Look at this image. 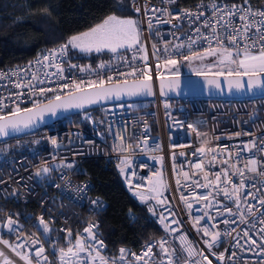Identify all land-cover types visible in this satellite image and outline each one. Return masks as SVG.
I'll use <instances>...</instances> for the list:
<instances>
[{
    "label": "built area",
    "instance_id": "built-area-1",
    "mask_svg": "<svg viewBox=\"0 0 264 264\" xmlns=\"http://www.w3.org/2000/svg\"><path fill=\"white\" fill-rule=\"evenodd\" d=\"M141 8L138 15V23L141 28V42L147 54V61L139 58L134 62V66L141 69L135 77H127V79L143 78L144 65H148V75L152 77L154 82L157 78L165 77L173 74V68L165 65L164 60L168 58H178L171 56L169 53L174 52L173 45L183 43L180 51L187 53L189 51V38L196 39V29L201 33L209 34L210 29L205 28V20H209L212 13L213 4L223 7H231L233 4L242 5L244 0H198L189 5H183L179 0H137ZM249 4L253 10H264V3L253 4L249 0ZM165 8L172 13V16H179L180 19H173L166 13H156L157 17L165 21L171 20L170 23H158L153 19V27L151 31L148 28V18L152 16L150 9ZM185 10L193 13L192 16L184 15ZM147 12V15L145 14ZM203 15H198L199 13ZM198 17V18H197ZM255 17L256 21L261 20ZM215 22L214 20L212 21ZM235 27L241 26L239 16L233 19ZM256 33V27H253L249 33L250 36ZM225 43H227L225 41ZM243 43V41H241ZM251 43V41H249ZM59 43L53 47L38 52L31 59L16 65H8L0 67V74H4L0 78V99L7 107L0 108V115L6 114L14 110L19 105L21 109L33 106L34 100H44L47 96L59 93L58 84L70 82V79L84 77L86 74L79 71V67L91 65L93 69L102 61L108 63L111 61V55L94 60L75 59L68 54L65 62L61 65L65 69L63 75L66 80H61L59 76H50L48 74L55 73V67H43L37 65L36 60L47 54L49 50L58 49ZM153 45L157 50V55L153 54ZM169 49V53L165 52V48ZM209 45L206 41L200 40L196 44L191 45L192 50L203 52ZM121 55L127 57L131 62L132 51H122ZM144 53H139V56ZM180 62H183L181 59ZM179 62V63H180ZM43 62L42 64H46ZM75 64L78 67L70 69L69 65ZM117 67L113 64V68ZM120 72L131 71V68L119 66ZM15 73V74H13ZM35 74L39 79H43L41 85L38 81H33L36 87L52 88L53 92H46L43 97L37 92L33 95L28 88H16V83H27ZM191 74V73H187ZM113 75L114 80H123L117 72L105 74ZM96 78V77H93ZM22 93L20 100L16 101V94ZM14 101H16L14 103ZM151 107H119L108 109L106 106L91 108L90 110L80 111L76 114H70L53 124L45 125V127L35 130L33 133L23 134V136L11 138L10 140L0 141V200H6L10 203L22 205L27 208L24 212H18L10 208L0 212V223H3L7 216L11 214L12 218L18 222L16 231H9L7 228L0 227V238L9 240L12 243L27 244L28 247L23 251L25 253L32 249V240L39 239L43 244L49 264H60L59 249L67 248L69 242L75 244L77 235L87 239L88 234L84 232L90 224L98 225L93 231L97 233V238L102 240L99 233V216L107 205L106 199L97 193H92V184L90 177L83 165L88 159H99L103 167H113L117 175L121 177V181L127 193L132 197L139 198L135 193L141 192L149 197L147 201H143L146 211L160 223V216L163 214L167 219L166 223L172 219L181 221L177 227V233H168L153 238L143 244L138 249H129L127 246H119L114 252H107L105 248L101 250V255L107 258L108 264L116 259V264H167L166 259H162V253L159 241L164 239L168 241L167 247L169 253L175 250V255L179 256V264H185L187 251L183 246L191 243L197 251H203L205 255L213 262V264H264V255L261 250L251 243V240L260 242V229L264 228L261 220H264V205L259 200H264V175L248 172L245 168L246 161L251 157L257 160H264V154L252 149L251 151L244 149V144L250 143L254 138L264 136V95L249 97H198V96H181L180 98H165L155 95L152 99ZM167 105V108L165 107ZM87 114L89 119L85 118ZM74 115H80L78 122L72 120ZM203 121L201 132L206 136L192 133L195 147H184L186 139L173 127L176 120L181 119ZM184 129L192 132L188 124H184ZM240 133V135H236ZM245 133H249L246 135ZM55 139L54 145L51 141ZM208 139L209 147H218L219 158L212 162V154H205L202 159L205 164L203 171L190 167L191 164L199 162L196 157L191 155L182 156L181 153H191L195 148L201 146V141ZM147 144H144V141ZM259 144L260 140L257 139ZM139 145V146H137ZM120 146L127 148V151L114 150ZM175 156V159H173ZM127 158L129 165H120V160ZM236 168L244 170L245 187L238 194L241 199L240 208L243 211V219L241 222L240 212L236 210L235 200L237 194L232 193L233 184L239 186L242 177L239 174L231 175L232 183L220 187H227L231 193V199H225L222 191L217 195V189L210 187L205 189L199 187L207 183L203 177L205 172L208 179L215 183L217 173L223 178V170L227 169L230 174L235 169L230 167L224 161H229ZM72 164L73 168L58 165ZM119 165V166H118ZM49 166L53 170L42 176H37V170ZM124 168L121 173L120 168ZM183 172H188L190 178L185 179ZM156 173H163V187H160L159 199L166 201L158 204L154 192H150L149 188L153 185L159 187L158 182L161 181ZM134 174V175H133ZM127 176V179H126ZM131 181L129 184L128 181ZM177 180L180 181L179 186ZM84 185H88L86 191H79ZM136 185H140L136 188ZM248 193L254 194L257 199H252ZM192 203V209L187 208L186 204L181 200V195ZM207 195L211 206H206V201L198 199V195ZM247 196L248 204L254 206L253 213L247 211L248 204L243 203L244 197ZM215 197V199H213ZM99 200L102 207L97 208L92 201ZM217 201L219 203H217ZM227 205L233 209V215L228 216L217 215V209ZM149 207H153L155 215L149 212ZM170 213H174L172 216ZM208 213L214 220L207 221L205 217L201 221L204 225L215 223L216 227L212 231H219V242L214 245L212 250H208L201 237L203 232H197L193 222L195 217H204ZM43 217L49 224L51 229L47 235H42V228L38 230L39 218ZM224 219L234 220L235 223L225 225ZM161 224V223H160ZM162 225V224H161ZM254 225V226H253ZM163 226V225H162ZM164 228V226H163ZM70 230L71 236L68 235ZM165 230V229H164ZM247 231L249 236H245ZM228 233V234H226ZM186 236L185 240H181L180 236ZM20 239L17 240V236ZM210 239V237H204ZM104 242V241H103ZM153 244V253L145 256L147 244ZM39 247V245H36ZM99 247V246H97ZM124 248L127 254L124 261L119 260V249ZM56 254L53 255V251ZM0 250H4L7 255L17 261V264H24L14 253L5 249L0 245ZM20 251V249H18ZM135 253L142 259L137 261L132 255ZM215 253V255H213ZM223 254L225 259L220 261L217 257ZM33 264H36L34 251L31 253ZM81 253V256H84ZM95 255V253H93ZM196 259H201L197 256ZM41 264H44L41 261ZM99 264V260L96 261ZM201 264L203 261L201 260Z\"/></svg>",
    "mask_w": 264,
    "mask_h": 264
},
{
    "label": "snow or ice",
    "instance_id": "snow-or-ice-1",
    "mask_svg": "<svg viewBox=\"0 0 264 264\" xmlns=\"http://www.w3.org/2000/svg\"><path fill=\"white\" fill-rule=\"evenodd\" d=\"M129 4L134 12H141V8L139 7L137 0H127V3L125 0H117L116 7L120 11H127ZM44 11L46 12L47 9H44ZM150 11L152 12V16H149L148 18L149 31H151L153 27V19H155L158 23L171 22V20L165 21L160 17H157L156 13H166L173 19H180L179 16H172V13L165 8H153L150 9ZM212 13V17L209 20H205L203 25L205 28L210 29V33L206 35L201 33L199 29H196L197 37L196 39L189 38V51L187 53L180 51L183 47H185L183 43L173 45L175 51L171 53H169V49L166 46L165 52L178 58L165 59V65L173 66V75H178L179 70L175 66L180 62L181 59L189 63H191L193 60H199L201 62L208 60V68L216 66L221 68V70L217 71L214 75L217 78L224 77L230 89L232 87L237 89L245 87L243 80L244 77L248 78L247 87L249 90H252L254 87L264 89V10H253L249 4V0H244L242 5L233 4L231 7L226 5L220 7L213 4ZM145 14L147 15V12ZM184 15L192 16L193 13L185 10ZM198 15H203V13L201 12ZM236 16H239V20L241 21L240 27H235L233 25V19ZM257 16L262 19L256 21L255 17ZM213 20L215 21L214 23L212 22ZM253 27H256V33L250 36L249 33ZM141 31L142 30L139 27L137 20L131 17L117 16L113 13L107 15L100 23L95 24L86 31L70 35L58 49L49 50L47 54H42V57H39L36 60V64L48 68L55 67L57 71L48 75L59 76L61 80L68 79L63 75L65 69L62 68L61 65L68 57L69 50H75L81 54L107 52L111 54V61L108 63L102 61L96 66L95 69H93L91 65L79 67V71L86 74L88 77L87 79L84 77L70 79V82L58 84V89L60 90L59 93L47 98L46 102L34 100L33 107L24 109H21L17 104L13 111L0 115V138L19 134L25 129L32 128L36 124L37 119L42 118L45 112H51L52 114H55V109L57 108H84L86 105L95 104L113 97L119 100L122 95H152V86L150 83L152 77L147 74V64L144 65V75L142 79H133L131 83H129L127 79L129 76L135 77L137 73L141 71L140 68L134 66V62L137 60V58L143 61H147L148 59L145 47L140 44ZM200 40L206 41L209 47L204 49L203 52L192 50L191 45L196 44ZM225 41L227 43H225ZM241 41H243V43H241ZM249 41H251V43H249ZM122 51L133 52L131 62L127 57L121 55ZM139 53H144V55L139 56ZM153 54H158L155 45H153ZM42 61L47 63L42 64ZM113 64L117 65L115 69L113 68ZM121 65L125 68H131V71L120 72L119 66ZM77 67L78 66L75 64L69 65L70 69H75ZM114 71L117 72L119 76L125 78L123 80H114L113 75H107L105 78L106 73ZM196 74L206 75L207 73L197 71ZM3 75L4 74H0V78H3ZM33 81H38V83L41 85L44 83L43 79H39L35 74H33L27 83H16L14 86L18 89L28 88L33 95L38 92L41 97H43L46 92L54 91L52 88L36 87V85L33 84ZM174 83H178V81ZM209 83H215L217 87L220 86L219 80L209 81ZM163 87L164 85L162 83V90ZM161 94L164 95L165 93L162 91ZM21 95L22 93L16 94V101L20 100ZM16 101H14V103ZM4 107H7V105L4 104L3 99H0V108ZM165 107L167 108V105H165ZM85 118L89 119L90 117L85 114ZM184 124H188L189 128L191 129L194 128L195 132L200 133L201 136H206V134L200 130L203 121L189 120L185 118L176 120L173 123V127L176 129V131L186 139V143L182 144L181 146L195 147V141L192 137L193 130L192 132L187 131L184 129ZM245 134L248 135L249 133ZM236 135H240V133H237ZM257 139L260 140L259 144L256 143ZM51 142L54 145L56 144L55 139H53ZM209 143L210 141L208 139H204L201 141V146L199 148H195V151L191 153H181L182 156L191 155L199 160V162L195 164L190 163V167L203 171L205 164L202 157L205 154L216 153L215 155L211 156V161H209V163H212L219 158L218 147H209ZM144 144H147L146 140L144 141ZM244 149L249 151L255 149L256 151L264 154V136L256 137L250 143L244 144ZM114 150L127 151L128 149L117 146L114 148ZM173 159H175V156H173ZM224 163H227L230 167L234 168L235 172L230 174L227 169H224L223 178L221 177L220 173H217L215 176V183L208 179V174L205 172V176L203 178L208 182L203 185H199L197 181H194V183H197L199 187H203L205 189L214 187L218 190L217 195H219V192L222 191L225 199H231L232 194L229 193L227 187L221 188L220 185L221 183L223 185L232 183L231 175L239 174L242 177L241 183L239 186L233 184L232 193L237 194V198L235 200L236 210L240 212L241 222H245L243 219V211L240 208L241 199L238 195L245 187V181L243 179L244 170L236 168L235 165L230 163V160L224 161ZM120 165L130 166V161L127 158H123L120 160ZM59 166L73 168L72 164L58 165V167ZM245 168L248 172L264 175V160H257L250 157L246 161ZM52 170L53 169L51 167L44 166L43 168L37 170L36 175L42 176ZM120 170L121 173H124L123 167H121ZM156 175L159 176L160 173H156ZM183 175L185 179L190 178L188 172H183ZM128 182L131 184L130 180ZM0 183H2V181H0ZM158 184L159 187L153 185L149 188V191L155 193V196H153L152 199H156L158 204H163L166 201L159 199L161 195L160 187H163V181H159ZM179 184L180 181L177 180V185L179 186ZM88 187V185H84L83 188L79 189V191H86ZM135 187L139 188L140 185H136ZM135 194L139 196L141 201H147L149 199V197L145 196L141 192H136ZM247 195L251 196L252 199H257V197L252 193H248ZM197 198L206 201V206H211V202L209 201V197L207 195L201 194L198 195ZM213 199H215V197H213ZM181 200L186 204L187 208L192 209V203L188 202L183 194L181 195ZM92 203L97 208L102 207V204L99 200L92 201ZM217 203L219 202L217 201ZM243 203L248 204L247 196L244 197ZM259 203L264 205V200H259ZM148 210L149 212L153 213V215H155L153 207H149ZM247 211L250 214L253 213L254 206L248 204ZM225 213H227L228 216H232L233 209L227 205H223L222 208L217 209V215L222 216ZM170 215L174 216L175 214L170 213ZM205 217L207 218V221L215 219L208 213H205L204 217H195L192 226L196 228L198 233L201 231L203 232L201 239L203 240L205 247L208 250H212L214 245L219 242L221 234L219 231L211 230L216 227L215 223L211 225H207V222L204 225L201 224V221L204 220ZM166 219L167 218L161 214L160 223L164 226L165 231L170 234L177 233L178 228L172 227V225L179 226L181 221L172 219L166 223ZM222 222L225 225L235 223L234 220L230 219H224ZM261 223L264 224V220H261ZM0 227L7 228L11 232L16 231L19 225L18 222L12 218L11 214H9L5 221L0 223ZM36 227L38 230L42 228V235H47L51 231L49 224L44 220L43 217L39 218V225ZM94 228H98V225L90 224L84 229V232L88 234L87 239L82 238L78 234L75 244L69 242V246L66 249H59L60 264H96L97 260H99V264H108L107 258L101 255V250L105 248L104 242L97 238V233L93 231ZM62 231H68V235L71 236L70 230ZM259 231L262 234L260 242L257 243V241L253 239L251 240V243L261 250V255H264V228H261ZM244 235L249 236V233L245 231ZM204 237H210V239H204ZM19 239L20 236L18 235L17 240ZM180 239L183 241L186 239V236L181 234ZM31 243L33 246L32 249L25 253L23 250L28 247L26 243L14 244L9 240L0 238V245H3L5 249H8L10 252L14 253L20 261L24 262V264H33L31 255L33 251L35 254L36 264H41V261H43L44 264H49L47 256L44 255V246L40 243L39 239H33ZM36 245H39V247H36ZM167 245L168 241L164 239L159 241L162 259H166L167 264H179V256L175 255L174 249L172 253H169V248ZM183 248L187 251L188 257L185 260V264H201V260L203 261V264H213V262L208 258L207 255L204 254L202 250L197 251L195 246L191 243L183 246ZM18 249H20V251H18ZM81 253H84L85 255L81 256ZM93 253H95V255H93ZM119 253V260L123 262L127 254V250L120 248ZM152 253L153 244L149 243L146 245V251L144 252V255L148 256ZM55 254L56 251L54 249L53 255ZM132 255L137 261L142 259L141 256H137L135 253ZM213 255H215V253H213ZM197 256L201 257V259H196L195 257ZM217 259L223 261L225 257L223 254H220ZM0 264H17V261L12 259L11 256L7 255L4 250H0ZM111 264H116L115 258L112 260ZM144 264H148V262L144 261ZM258 264H262V262H258Z\"/></svg>",
    "mask_w": 264,
    "mask_h": 264
},
{
    "label": "trees",
    "instance_id": "trees-1",
    "mask_svg": "<svg viewBox=\"0 0 264 264\" xmlns=\"http://www.w3.org/2000/svg\"><path fill=\"white\" fill-rule=\"evenodd\" d=\"M179 1L189 5L198 0ZM250 1L253 4L264 3V0ZM116 4L117 0H0V67L20 64L44 49L64 43L70 35L86 31L107 15L120 12ZM126 12L134 13L130 10V4ZM69 54L83 61L111 55L107 52L81 54L75 50H69ZM203 62L183 61L175 67L179 70L178 75L187 74L183 67ZM214 73L216 71L207 74ZM50 97L52 95L44 100ZM142 105V108L152 106L149 100L142 102ZM83 165L91 180V192L107 201L106 208L99 216V233L107 252L112 253L123 245L138 249L153 238L164 235L163 226L146 211L140 198L127 193L113 167L105 168L101 160L94 158L85 160ZM6 208L18 212L27 210L22 205L0 200V212Z\"/></svg>",
    "mask_w": 264,
    "mask_h": 264
},
{
    "label": "water",
    "instance_id": "water-1",
    "mask_svg": "<svg viewBox=\"0 0 264 264\" xmlns=\"http://www.w3.org/2000/svg\"><path fill=\"white\" fill-rule=\"evenodd\" d=\"M215 74V73H214ZM214 74L206 75H197L196 73L191 74H180V75H169L165 77L157 78L156 81L151 83L152 86V95H137V96H126L122 95L119 100L115 97L107 100L100 101L95 104L86 105L84 108H57L55 109V114L51 112H45L42 118H38L36 124L30 128L25 129L19 134H15L9 137L0 138L2 140H10L11 138L23 136V134L33 133L35 130L45 127V125L56 123V121L70 115L76 114L80 111L90 110L91 108H97L101 106H108L113 104H124L126 102H145L152 99L155 95H160L165 98H180L181 96H198V97H249V96H261L264 95V89L259 87H254L252 90H249L247 87V77H244L245 87L237 89L232 87L231 89L228 86L227 81L224 77H216ZM142 79V78H135ZM232 79V78H229ZM219 80L220 86L217 87L215 83H209V81ZM129 83L133 79L128 80ZM178 81V83H174ZM163 83V90L161 89V84ZM162 91L165 93L162 95ZM46 102V100H44ZM33 107V106H32ZM31 108V107H29ZM24 109V108H23Z\"/></svg>",
    "mask_w": 264,
    "mask_h": 264
},
{
    "label": "rangeland",
    "instance_id": "rangeland-1",
    "mask_svg": "<svg viewBox=\"0 0 264 264\" xmlns=\"http://www.w3.org/2000/svg\"><path fill=\"white\" fill-rule=\"evenodd\" d=\"M113 14V13H112ZM114 14H116L117 16H121V17H131L135 20L138 21V15L135 14V13H128L126 11H120V12H115ZM141 39V37H140ZM141 42V40H140ZM209 63L208 60H206L205 62H203L202 64H198V65H191V66H187V67H183V71L185 73H197V71H202V72H205V73H211L212 71H220L221 68L219 66H216V67H212V68H208L207 67V64ZM173 68V67H172ZM174 70V69H173ZM124 106H128V107H132V108H136V107H142V102L140 101H136V102H126L124 104H113V105H108L106 106L108 109H113V108H119V107H124ZM81 116L79 115H76L75 117L73 116L72 117V120L78 122L80 119ZM159 179L162 181H164V178H163V173H160L159 175Z\"/></svg>",
    "mask_w": 264,
    "mask_h": 264
},
{
    "label": "clouds",
    "instance_id": "clouds-1",
    "mask_svg": "<svg viewBox=\"0 0 264 264\" xmlns=\"http://www.w3.org/2000/svg\"><path fill=\"white\" fill-rule=\"evenodd\" d=\"M192 130H193V132H195V129L194 128ZM197 135H201V134L200 133H197Z\"/></svg>",
    "mask_w": 264,
    "mask_h": 264
}]
</instances>
